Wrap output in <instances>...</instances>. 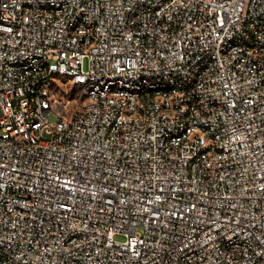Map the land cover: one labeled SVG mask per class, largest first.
Returning <instances> with one entry per match:
<instances>
[{
  "label": "built area",
  "instance_id": "1",
  "mask_svg": "<svg viewBox=\"0 0 264 264\" xmlns=\"http://www.w3.org/2000/svg\"><path fill=\"white\" fill-rule=\"evenodd\" d=\"M0 264H264V0H0Z\"/></svg>",
  "mask_w": 264,
  "mask_h": 264
},
{
  "label": "rangeland",
  "instance_id": "2",
  "mask_svg": "<svg viewBox=\"0 0 264 264\" xmlns=\"http://www.w3.org/2000/svg\"><path fill=\"white\" fill-rule=\"evenodd\" d=\"M85 68L87 69L88 68V62L86 60L85 62ZM65 83H67V88L63 89V88H60V87H57L56 88V91H58V96L59 98H61L64 102H68V105L70 108H72L75 103H76V97L78 95L77 93V89L75 87H72V83L70 81H65ZM66 109V108H65ZM64 113V110L61 106H56L54 107L50 112H49V119L52 123H56L59 118L63 115ZM115 238L117 240H123L124 237L120 234H117L115 236Z\"/></svg>",
  "mask_w": 264,
  "mask_h": 264
}]
</instances>
